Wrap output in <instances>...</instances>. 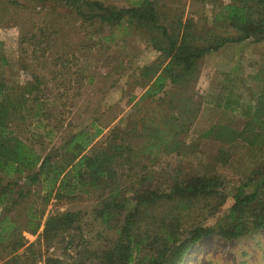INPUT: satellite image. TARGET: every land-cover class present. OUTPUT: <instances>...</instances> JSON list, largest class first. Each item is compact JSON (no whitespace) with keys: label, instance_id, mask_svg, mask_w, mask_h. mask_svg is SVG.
<instances>
[{"label":"rangeland","instance_id":"obj_1","mask_svg":"<svg viewBox=\"0 0 264 264\" xmlns=\"http://www.w3.org/2000/svg\"><path fill=\"white\" fill-rule=\"evenodd\" d=\"M88 1L116 9L140 2ZM152 1L165 26L183 28L189 23L192 34L205 36L211 30L221 37L234 35L224 26L217 28L213 19L230 0ZM151 40L152 34L134 25L83 22L72 8L52 0H0V76L11 87H35L33 94L25 95L28 104L11 122V131L41 154L60 150L72 134H92L96 128L102 133L90 147L118 144L123 148L122 156L104 166L107 176L95 185L68 196L53 191L48 198L41 185L31 187L4 222L12 221L18 234L0 245V264L23 255L30 244L40 250L41 259L103 264V254L113 249L131 213V236L133 243L138 242L131 263L146 264L177 228L184 238L195 227H216L225 221L237 192L250 194L260 185L263 126H252L257 138L247 134V140L219 139L218 130L245 128L251 116L229 126L224 117L208 109L210 95L201 61L194 79L167 81L162 91L155 94V87V93L148 94L168 63ZM256 44V53L263 56L258 63L255 58L262 74L257 106L264 99V44ZM209 118L213 123H208ZM202 177H220L225 197L162 200L130 213L135 196L146 189L169 192L184 181ZM105 204L125 207L113 208L104 222L99 212ZM65 214L75 215L71 226L51 242H40L46 222ZM30 215L39 224L35 234L25 229ZM11 240L23 246L12 253ZM52 247L54 252L49 254ZM181 264H264V229L236 239L203 238L186 252Z\"/></svg>","mask_w":264,"mask_h":264},{"label":"trees","instance_id":"obj_2","mask_svg":"<svg viewBox=\"0 0 264 264\" xmlns=\"http://www.w3.org/2000/svg\"><path fill=\"white\" fill-rule=\"evenodd\" d=\"M72 8L75 15L83 22L98 21L109 25H134L144 28L152 34V46L168 63L154 80L148 94L162 91L167 81H178L182 77L194 79L197 72L196 65L205 54L217 51L219 48L230 43H240L251 40L253 43L264 42V0H230L229 4L214 15L213 19L218 27L224 26L234 32L232 37L218 36L214 31H206L205 36L190 33L189 23L183 28L179 25L165 26L160 21V15L152 0H140L135 6L126 9L104 7L96 1L88 0H52ZM182 78V79H183ZM37 80V78H35ZM36 85V82H34ZM33 85L24 88L11 87L5 84L0 76V207H2L0 218V245H3L10 236L16 238L18 230L11 221L4 224L10 212L17 208L18 204L27 196L31 187L41 185V190L46 191L48 198L53 191L64 192L71 195L79 188L86 185H95L107 176L104 170L106 164H113L115 158L122 156L123 148L118 144L103 148L90 147L97 137L101 135V129L96 128L94 133L80 131L67 138L60 148L55 152L41 154L18 138L11 131V122L16 115L28 104L25 95L33 94ZM34 101L35 99L32 98ZM251 119L246 122L241 131L227 130L221 128L217 131L220 140L227 142L235 141L237 138H246L251 134L257 138L259 134L254 133L253 125H262L264 130V99H260ZM231 134L232 138H228ZM126 139V138H125ZM115 138H113V141ZM124 141V140H122ZM254 142V141H253ZM252 143V141L250 142ZM260 185L250 194L243 191L234 196V203L229 209L224 222L217 226H200L190 230L187 237L182 238L178 228L169 235L168 245L160 246L154 256L146 264H181L188 250L203 238L213 235L224 239H236L250 231L264 229V166L259 171ZM181 186L169 188V192L151 191L135 196L131 212L138 208L147 210L155 206L158 201H173L175 199H196L211 195L225 197L223 180L220 177L195 178L183 182ZM262 196V199H260ZM11 197V200L8 198ZM8 201H10L8 203ZM124 208L125 206H102L99 214L103 221L111 218L108 215L111 210ZM35 215H30L25 229L30 234H35L39 224L34 222ZM75 215L65 214L60 217L50 218L40 235V242L49 243L68 229L75 220ZM133 214H129L121 230L113 249L111 248L102 256L103 264H132L134 250H138V242L133 243L131 236V225ZM21 239V242L24 243ZM11 240L12 253L23 245ZM30 244L23 255H14L7 264H37L41 260L40 250ZM44 264H64L60 259L47 257ZM73 264H84L75 262Z\"/></svg>","mask_w":264,"mask_h":264},{"label":"crops","instance_id":"obj_3","mask_svg":"<svg viewBox=\"0 0 264 264\" xmlns=\"http://www.w3.org/2000/svg\"><path fill=\"white\" fill-rule=\"evenodd\" d=\"M257 45L248 40L226 44L217 51L205 54L200 60L202 73L207 79L206 89L210 95V105L207 107L224 117V124L229 126L234 121L252 116L256 108L262 74L258 67L256 69L255 58L258 59L257 63L263 59L255 51ZM208 123L213 122L210 119ZM242 129L241 127L237 131Z\"/></svg>","mask_w":264,"mask_h":264},{"label":"built area","instance_id":"obj_4","mask_svg":"<svg viewBox=\"0 0 264 264\" xmlns=\"http://www.w3.org/2000/svg\"><path fill=\"white\" fill-rule=\"evenodd\" d=\"M48 252H49V254L53 253V252H54V248H53V247L50 248V249L48 250ZM52 258H53V257H52ZM44 259H45V258H42L40 261L37 262V264H44ZM56 259H59V258H56Z\"/></svg>","mask_w":264,"mask_h":264}]
</instances>
